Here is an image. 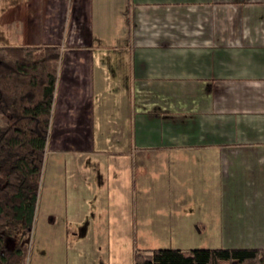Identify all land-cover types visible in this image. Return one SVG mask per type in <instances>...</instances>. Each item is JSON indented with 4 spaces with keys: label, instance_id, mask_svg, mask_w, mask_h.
<instances>
[{
    "label": "crops",
    "instance_id": "obj_1",
    "mask_svg": "<svg viewBox=\"0 0 264 264\" xmlns=\"http://www.w3.org/2000/svg\"><path fill=\"white\" fill-rule=\"evenodd\" d=\"M0 46L61 52L46 155L94 170L64 192L65 256L111 264L119 222L264 248V0H0Z\"/></svg>",
    "mask_w": 264,
    "mask_h": 264
},
{
    "label": "trees",
    "instance_id": "obj_2",
    "mask_svg": "<svg viewBox=\"0 0 264 264\" xmlns=\"http://www.w3.org/2000/svg\"><path fill=\"white\" fill-rule=\"evenodd\" d=\"M61 52L0 46V264H26L28 240L50 138ZM135 251L133 264H264V248Z\"/></svg>",
    "mask_w": 264,
    "mask_h": 264
},
{
    "label": "rangeland",
    "instance_id": "obj_3",
    "mask_svg": "<svg viewBox=\"0 0 264 264\" xmlns=\"http://www.w3.org/2000/svg\"><path fill=\"white\" fill-rule=\"evenodd\" d=\"M11 123L12 121L9 115H0V126H6ZM85 158H90V156L52 151L46 155L40 180L33 226L28 240L29 247L26 264H95L101 260L107 263L108 256H96L95 258V256H83L82 252V256H74V251L83 249V246L80 245L71 244V254L70 256H65L64 249L66 246L60 238L63 232L62 210L63 206L67 203L65 193L70 192L72 195L71 192H74L73 197L70 198L69 206L77 207L83 200L80 199V194L82 193V195H84L85 191L91 194L90 190L94 189L93 186L89 188H85L84 186V180L87 178L94 180L93 166H91V172H89L83 165H80ZM52 159L54 161L53 165H49V160ZM64 160H69V162L73 160V162L79 164L73 166L72 169L71 163L66 166L62 164ZM140 197L145 198L146 196L139 190H135L133 199L136 207L138 201H140ZM147 200L149 205L153 207L158 206L157 198L147 196ZM124 201L125 200H123V202ZM138 210L139 209H136L135 212H138ZM137 215H139V212ZM54 216L59 217L58 223L54 224L52 222ZM70 220L73 221L77 219L71 216ZM135 224V226H129L131 234H134L135 237L130 238V243L128 244L127 238L125 237L127 231L126 223L119 222L118 231L120 234L118 245L112 246L114 249L113 256H111V264H131L130 258L133 251L144 253L147 257H151V252L147 250L177 248L183 251H189L191 249L221 247L219 239L216 238L215 235L213 236L208 228L200 229L194 227L190 231H175L170 239V233H168L167 230L166 238L162 239L157 235L148 234V232H145V237H142L140 234L142 230H140V227H137L140 223ZM88 247H90L89 250H91L92 246ZM114 251L117 252V256H114L116 255ZM115 257L116 259L114 260Z\"/></svg>",
    "mask_w": 264,
    "mask_h": 264
}]
</instances>
